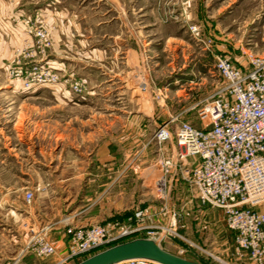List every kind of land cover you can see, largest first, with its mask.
I'll list each match as a JSON object with an SVG mask.
<instances>
[{"label":"rangeland","instance_id":"obj_1","mask_svg":"<svg viewBox=\"0 0 264 264\" xmlns=\"http://www.w3.org/2000/svg\"><path fill=\"white\" fill-rule=\"evenodd\" d=\"M50 2L59 13L42 9ZM71 22L95 50L85 42L54 46L51 31ZM40 28L46 46L36 36ZM248 51L264 54V0H0V264L30 254L24 246L28 225L39 232L40 201H66L84 183L82 173H103L107 150L114 168L123 157L126 189L135 184L144 200L138 223L155 226L135 238L158 237L161 248L201 264H233L204 252L213 247L202 241L208 216L185 181L174 177L165 200L153 197L160 172L142 182L148 160L141 153L153 147L140 141L172 117L199 126L197 108L225 86L215 56L237 64ZM46 62L58 83L27 89L15 75L19 66ZM73 77L81 95L70 91Z\"/></svg>","mask_w":264,"mask_h":264},{"label":"built area","instance_id":"obj_2","mask_svg":"<svg viewBox=\"0 0 264 264\" xmlns=\"http://www.w3.org/2000/svg\"><path fill=\"white\" fill-rule=\"evenodd\" d=\"M36 36L47 45L43 29L40 28ZM48 63L19 66L15 75L26 80L27 89L56 84L57 69ZM214 69L225 86L197 108L200 125L184 120L175 123L177 118L172 117L156 125L151 135L150 142L160 152L161 167L153 181V197L165 200L172 178L179 176L188 185L198 207L210 206L222 212L226 228L233 232L234 254L238 257L247 254L255 264H263L264 54L245 52L243 61L237 64L216 55ZM70 91L81 95L79 78H72ZM166 146L171 148L163 153L161 150ZM23 198L29 203L32 193L26 190ZM142 216L144 212L138 208L125 221L106 219L89 226L67 227L68 250L59 264L81 260L127 238L153 234L155 226L138 223ZM176 216L171 212L169 220L174 223ZM46 229L47 226H43L33 233L26 246L37 257L54 253L50 242L41 234ZM204 252L215 258L210 251ZM116 264L160 263L134 258Z\"/></svg>","mask_w":264,"mask_h":264},{"label":"crops","instance_id":"obj_3","mask_svg":"<svg viewBox=\"0 0 264 264\" xmlns=\"http://www.w3.org/2000/svg\"><path fill=\"white\" fill-rule=\"evenodd\" d=\"M55 5V3L52 4L50 2V4H44L42 9L50 13H59ZM56 19L60 21V17ZM71 24L72 26H55L54 30L51 31L54 46L60 47L61 45H66L71 48L75 46V42H85L86 45L92 47V51L95 50L93 49L94 44L91 43L90 37L83 35L79 30V26H75L74 22H71ZM83 37H85L84 40L82 39ZM124 46V43L121 46L118 45V47L123 48ZM130 51H132L131 54L135 52L133 49H130ZM95 91V89L91 88L87 93L91 95ZM144 132L145 130H142V133ZM149 141L150 136H143L140 143L145 146ZM151 147H153V150H150L148 147L149 151L145 148L141 153L144 156V160H148L139 172L142 182L148 180V177L152 179L161 170L159 162L160 152H157L155 145L152 143ZM170 148L166 146L161 151L168 153ZM105 154L108 156L106 159H109L110 162L103 169V173H96L94 167L82 173V175H85L83 178L85 179L84 183L75 191L70 190L66 201L64 199L60 201L56 199H49L44 202L40 201V220L37 222L38 231H40L41 227L47 226V229L41 234L50 242L54 253L47 257H37L31 250L27 249L26 246L33 233L32 228L34 224H31L28 225L31 231L27 233L29 238L26 240L24 246L27 249L26 252L30 254L13 257L10 261H6L5 264H59L68 250L69 240L65 233L67 227L89 226L101 223L106 219L125 221L127 217L132 215L134 210L142 206L141 203L144 200L138 199L140 194H137L136 185L133 184L126 189V183L129 180L126 182L128 174L124 170L123 157L120 158L123 162L119 161V159L116 160V167L114 168L112 166L114 161L111 160L113 159L111 151L107 150ZM133 173H137L135 168H133ZM100 175L113 177H111V180L106 185L99 186L95 183L99 182ZM202 216H208L207 221H203L202 223V241L205 242L210 239V244L213 247L209 251L212 254L216 253L217 256L219 255L233 264H255L247 254L241 257L234 254L233 232L226 228L223 214L219 209L202 206ZM76 261L74 260L66 264H74Z\"/></svg>","mask_w":264,"mask_h":264},{"label":"water","instance_id":"obj_4","mask_svg":"<svg viewBox=\"0 0 264 264\" xmlns=\"http://www.w3.org/2000/svg\"><path fill=\"white\" fill-rule=\"evenodd\" d=\"M146 258L160 264H201L175 255L151 239L134 238L100 249L74 264H116L128 259Z\"/></svg>","mask_w":264,"mask_h":264},{"label":"trees","instance_id":"obj_5","mask_svg":"<svg viewBox=\"0 0 264 264\" xmlns=\"http://www.w3.org/2000/svg\"><path fill=\"white\" fill-rule=\"evenodd\" d=\"M113 244H114V243H112V244H110V245H113ZM110 245H108V246H110ZM108 246H106V247H108ZM101 249H103V248H101ZM77 261H79V260H77ZM77 261H76V262H77Z\"/></svg>","mask_w":264,"mask_h":264},{"label":"bare ground","instance_id":"obj_6","mask_svg":"<svg viewBox=\"0 0 264 264\" xmlns=\"http://www.w3.org/2000/svg\"><path fill=\"white\" fill-rule=\"evenodd\" d=\"M170 224L173 225V222H171ZM164 229H167V228H164ZM168 230H170V229H168Z\"/></svg>","mask_w":264,"mask_h":264}]
</instances>
